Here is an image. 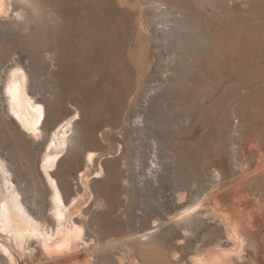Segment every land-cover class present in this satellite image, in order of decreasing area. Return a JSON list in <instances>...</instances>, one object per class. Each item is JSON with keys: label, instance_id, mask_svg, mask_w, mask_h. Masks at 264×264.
Listing matches in <instances>:
<instances>
[{"label": "rangeland", "instance_id": "obj_1", "mask_svg": "<svg viewBox=\"0 0 264 264\" xmlns=\"http://www.w3.org/2000/svg\"><path fill=\"white\" fill-rule=\"evenodd\" d=\"M145 1L43 0L44 6L31 2L34 15L23 28L7 27L0 32V69L1 59L11 51L21 59L34 56L39 61L42 55L25 47L47 45L52 60L59 59L64 68L55 74L48 70L46 62L38 72L46 83V97L41 98L49 104L38 126L48 118L46 125L51 134L63 120L69 119L74 133L71 131L68 151L62 152L49 169L42 164L46 144L36 146L32 163L27 149L16 140V133L8 129L1 113L0 140L3 149L10 150L19 160L21 178L28 177L36 186L41 181L45 193H37L36 197L40 206L43 199L41 215L50 214L47 172L55 180H68L81 193L87 190L83 203L74 208L71 217L79 214L87 217L89 228L101 237H98V247L109 253L117 264H145L144 259L149 264H158L155 259L159 254L166 257V264H200V258L207 259L208 254L213 257L223 249L233 250L240 240L229 231L211 196L227 186L231 173L239 174L238 168L249 159L247 151L239 149L246 143L240 122L247 124L251 119L264 134V109L261 108L264 106V0H198L195 13H187L186 19L178 22L180 32H175L165 51L196 60L201 66L175 70L173 85L157 89L149 105L141 107L143 85L162 82L161 74L166 69L161 55L155 51L156 45L144 35L139 15ZM43 7L53 10L49 18ZM146 10L144 14L151 17L152 9ZM210 24L212 36L207 31ZM98 36L100 51L93 44ZM63 81L67 83L60 84ZM2 85L0 108H6ZM74 107L78 109L77 114L70 118ZM136 115L144 121L140 128L133 123ZM33 137L36 142L41 140ZM154 143L157 164L151 170ZM138 149L141 156L136 159ZM88 153L92 159L87 166ZM33 167L38 176H33ZM219 170L223 172L222 184L213 182L212 178ZM248 184L245 185L249 199L258 196L257 206L262 205L264 214V181L258 182L259 185ZM253 189L258 192L254 190L256 195ZM219 197L229 203L227 191L220 192ZM193 202L200 203L189 215L188 225L192 229L188 228L191 231L186 235L178 225L159 220L160 214L181 211ZM263 214H259L263 218L259 238L264 240ZM158 224L161 226L155 229ZM7 237L6 242L23 256ZM263 253L264 248L261 254L264 262Z\"/></svg>", "mask_w": 264, "mask_h": 264}, {"label": "bare ground", "instance_id": "obj_2", "mask_svg": "<svg viewBox=\"0 0 264 264\" xmlns=\"http://www.w3.org/2000/svg\"><path fill=\"white\" fill-rule=\"evenodd\" d=\"M42 1L43 0H0V32H3V30H5L7 27H15L18 29L23 28L30 21V19L33 18L34 15V9L33 6H31V2L42 5ZM197 3L198 0L145 1L144 7L142 8V11L139 15L140 19L142 20V23L144 24V28L142 27L144 29V35L146 36V38H149V40H151L153 44L156 45L155 51H158V54L161 55V58L166 65V69L163 72L161 71V77L164 78L162 82L153 81L145 85L142 84L144 87V93L139 99V105H142L141 107L146 106L147 104L149 105L148 102L151 100L157 89H161L164 87L168 88L173 85L172 79L174 78H172V76L174 75L175 70L187 68L191 69L192 67L201 66L200 63L198 64L196 60L184 59L183 57H179L177 55L167 54L165 51V48H167L166 46L171 44L173 38L172 36L176 34L175 32L179 31L177 30V28L179 27V25L177 24L181 23V20L186 19L187 13H195V4ZM147 8L152 9L151 17L144 14V11H147ZM42 11L48 16V18L53 12V10L52 12H50V7H43ZM25 14L27 15L25 16ZM169 16L172 17V21L169 20ZM208 28V36H212V25L210 24V27ZM100 36L96 37L93 43L97 50L99 44L98 40ZM89 42L92 41L90 40ZM256 45L257 43H255V46ZM92 47L93 48L91 49H95L94 46ZM25 49L39 53L40 55H42V58H40L39 61H37L38 58H33L34 56H28L25 59H21L19 55H16L14 51H11L9 55L1 59L3 63L0 69V85L3 84L2 96L5 99L4 104H6V108L1 106L0 113L3 118L2 120H4L5 123L9 125L8 129H11L14 133H16V140L19 141L21 145H24V148L27 149L28 160L32 161V163L34 161L33 159L37 154L36 146L38 147V145L40 146L42 143L46 144V153L44 152L45 154L42 156V164L45 169H49L50 165L55 162L57 157L62 154V152L64 153V151H68L67 149L71 142V135H73L74 132L70 127L71 123L69 119L63 120V122L58 126L56 130L51 129L53 130L51 131V134L49 133V127L46 125L48 118H46V123L44 121V118L42 126H38L41 116H44L45 114H43V112L49 109L48 102L41 98V96L44 98V96L46 95V83H44V80L42 81V76H40V73L38 72H41V70L44 69V66L42 67V65H45L44 63L46 62L49 66L48 70H50V72L53 71L55 74L61 72V69L62 67L64 68V65H62L58 61L59 59H54V61L52 60L53 57L49 49L47 50V45L45 44H29L27 45V48L25 47ZM251 49L249 48V50ZM155 51L153 52L156 53ZM254 54L256 55V53ZM160 55H158L159 58ZM83 66L86 67L85 65ZM150 73H152V71ZM56 76L58 78L59 75ZM63 82H61L60 84L63 85L67 83ZM261 108L264 109V106L262 105ZM76 109L77 108L71 110L70 118L77 114L78 109ZM13 118L18 123V125L14 124L11 121V119ZM248 118L247 120L250 119ZM241 120H243V118H241ZM244 120H246V118ZM143 122L144 121L140 115H136V119L133 121L137 128L142 127ZM251 122V119L250 123L247 124H245L243 121L240 122V129H242V131L244 132V135L246 137V143L241 144L238 142L242 145H240L241 147L239 146V149L242 148L241 152L242 150H245L248 153L247 157H249V159H247V163L240 166V168H238L239 170L237 169L238 171H240L239 174H235L234 172L231 173V178L228 185L225 184L227 186H225L223 189L219 188L217 192L218 194L212 193L213 196L210 195L211 197H214V201L216 203L215 208H217L218 212H221V217L224 219L225 224L229 227V231L231 232V234L237 237V240H240L239 242H236L237 245L234 243L236 245V248L233 250L229 249L224 251L225 249H223V252L218 253L213 257L212 254H208L207 259L200 258L198 261L200 264L264 263L262 260L263 257H261L264 248V240L263 238H259V235L262 233L261 232L259 234V232L262 230L261 227H263V218L261 219L262 215L261 217L259 216V214H263V210L262 208H260L262 205L260 207L257 206V204L259 203V198H257L258 196H255L258 193L255 190L256 186L252 192H257L254 195L255 197L252 196L254 200L253 201L251 200V198L249 199V193H247V187L245 185L246 183L248 184L251 182H256L257 184L258 182L264 181V134H261V132L263 131L262 129H260L254 123ZM71 131L73 132L72 134ZM34 135L40 138L41 140L39 142H36V138L33 137ZM3 145L4 144H2V141L0 140V264H117V262L112 259L109 253L104 251L102 247H98L100 245V239L98 238L100 237V235L97 236L89 228L86 219L87 217H85V215L84 217H81L79 216L80 214L77 215V217L75 218L71 217V215L75 213L74 208L80 207V205L83 203V200L86 194L88 193L86 192L87 190L85 189V192L81 193L77 189V187H74V189L71 183L68 182V180H55L52 176V173L47 172L46 181L48 183L47 185H49L48 189H50V214L45 215L43 211V215H41L40 209H42V206L44 205H42L43 199L41 200V206L40 203H38L39 201L37 202L36 200V197H38L37 193H39L40 195H44L45 193V189L42 186L41 181H38V185L36 186L35 184H31L32 182H29L30 180L28 179V177L25 176L24 178H21V170L19 169L18 164L19 160L11 153L10 150H5V148L3 149ZM139 146L141 147V145ZM156 150L157 147L154 143L152 146L151 154V170H154L153 168H155L157 164V156H155V153L157 155ZM140 154L141 152L138 149L136 153L137 158H135H140ZM85 158V163L87 165L92 159V154L88 153ZM31 172L33 173V176H38L37 170L34 167L32 168ZM221 172L222 171L219 170L213 174V182H220V180H223V172ZM39 178L40 177H38L37 179ZM83 179L84 178L82 175L81 181H83ZM215 185L217 184L215 183ZM31 186H34V192L31 190ZM252 188L250 190H252ZM262 188L263 187L260 188V191L258 189V191L261 192ZM30 191H32L33 195ZM223 191H227L230 196L227 197L229 198L228 204H226L227 202L225 203V201L221 200L224 198L219 197V193ZM262 191L264 192V190ZM198 203L200 202H193L192 205L190 204L191 206H189L188 204L189 207H187L186 209H182L181 211H164L165 213L160 214L161 217H159V220H162L164 224L178 225L181 230H183L182 234L184 233L186 235L187 233H189L188 231L192 229L191 226L188 225L189 215L192 211L198 208ZM81 213H83V211ZM159 222L161 221H158V223ZM161 224L156 225L155 229L159 228ZM150 227L151 229H153L152 226ZM83 229L86 230L85 233L83 232ZM145 231L141 233H144ZM5 236H8L10 240H13L12 242L16 245V247L19 248L21 252H23V256H21V254L16 251V248L14 249V247L10 243L8 244L6 242V240L4 239ZM142 236H145V234ZM153 255L154 254H152V258H154ZM165 258L166 257L164 255L159 254L158 256H156L155 261L158 264H166ZM144 261L145 264L150 263L149 260L147 261L146 259H144Z\"/></svg>", "mask_w": 264, "mask_h": 264}]
</instances>
